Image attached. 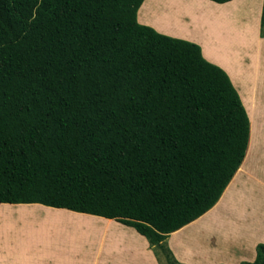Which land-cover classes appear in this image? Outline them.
<instances>
[{
  "label": "trees",
  "instance_id": "1",
  "mask_svg": "<svg viewBox=\"0 0 264 264\" xmlns=\"http://www.w3.org/2000/svg\"><path fill=\"white\" fill-rule=\"evenodd\" d=\"M143 1L0 0V202L115 219L184 264L166 238L217 202L249 118L199 44L138 21ZM255 249L239 264H264Z\"/></svg>",
  "mask_w": 264,
  "mask_h": 264
},
{
  "label": "crops",
  "instance_id": "2",
  "mask_svg": "<svg viewBox=\"0 0 264 264\" xmlns=\"http://www.w3.org/2000/svg\"><path fill=\"white\" fill-rule=\"evenodd\" d=\"M200 1L205 4L203 17L202 12L192 13L200 8L187 7L193 17L189 19L183 17L180 3L164 0L166 4L156 6L161 0H154L152 12L146 10L142 17L137 13V18L148 25L161 7L175 11L183 30V22L191 20L186 34L170 36L199 44L203 56L226 71L248 115L249 139L240 166L217 202L170 232L166 244L184 264H239L253 261L257 243H264V218H258L264 210V175L254 173L257 155L264 157V37L259 33L263 0ZM160 22L154 23L155 29L168 35L165 22ZM253 206L258 212L253 213ZM0 264L159 262L145 236L115 219L41 203L0 202Z\"/></svg>",
  "mask_w": 264,
  "mask_h": 264
},
{
  "label": "rangeland",
  "instance_id": "3",
  "mask_svg": "<svg viewBox=\"0 0 264 264\" xmlns=\"http://www.w3.org/2000/svg\"><path fill=\"white\" fill-rule=\"evenodd\" d=\"M164 0H161V2H159L158 4H156V6L160 5L162 6L163 4H166L163 2ZM170 4H174V3H180L179 5V9L182 11V13L184 14L183 17H187L189 19H192L193 17L190 16L189 12H191L189 9L190 8H187V7H191L193 9H196V8H200L199 9H196L194 10L192 13L193 14H196L197 16H199L202 12V17L204 15V12H205V9L203 8V5L205 4H202L200 0H192L191 2H188L190 0H168ZM210 2H213L212 0H209ZM203 2H206L208 3L206 0H203ZM151 4V5H150ZM212 4V3H211ZM150 6L151 8L153 7H156L155 6V2L154 0L151 1V0H144L141 4V6L139 7L138 9V13H140L141 17L143 16V14L146 12V10H148L147 12L148 13H151L152 11L150 10ZM202 6V7H201ZM161 9V7H159ZM157 9V13L155 12L156 15H154L153 17H155L154 19H152L153 21L151 23H149L154 29L155 27L157 26H160L161 25V22L160 21H164L165 19H167L168 23H165L163 26H166L168 27L166 30H168L170 33L168 34L169 36L172 34V33H179V34H186L188 28L190 27L191 25V20L189 21H186V23L184 24L183 22V27H184V30L183 28L181 27V24L177 21V17L175 16V11L170 9V8H167V9ZM155 9V8H154ZM165 11L164 13H166L167 15H163L161 16L160 12L163 13V11ZM192 10V9H191ZM152 15L151 14V18H152ZM149 16L147 17V20H150L151 19ZM146 21V20H145ZM183 21V20H182ZM157 25L155 26L154 25ZM148 24V25H149ZM172 24V26H171ZM159 29V28H158ZM179 31H183V32H179ZM158 32L160 33H163V34H166L165 32H163L161 29L158 30ZM193 33H196V32H193ZM179 34H176V35H179ZM181 36V35H180ZM186 40V39H185ZM260 160V162H258ZM264 164V157H260L259 154L257 155V163H256V169L254 171L255 174L257 175H260V174H263V172H261L263 170L262 166ZM251 184V182H247L246 183V187L248 188V186ZM255 210L258 212L257 210V207L256 206H253V213L255 212ZM262 210V214L261 216L258 218L259 219H263L264 218V210L261 208Z\"/></svg>",
  "mask_w": 264,
  "mask_h": 264
},
{
  "label": "bare ground",
  "instance_id": "4",
  "mask_svg": "<svg viewBox=\"0 0 264 264\" xmlns=\"http://www.w3.org/2000/svg\"><path fill=\"white\" fill-rule=\"evenodd\" d=\"M164 22H165V23H168L167 19H165V20L163 21V24H164ZM168 24H170V23H168ZM249 154H251V149H250L249 152H248V155H249ZM248 160H249L248 158L245 159V161H244V165H246V164L248 163ZM263 165H264V164H263ZM261 172H263V175H264V166H263V170H262Z\"/></svg>",
  "mask_w": 264,
  "mask_h": 264
}]
</instances>
